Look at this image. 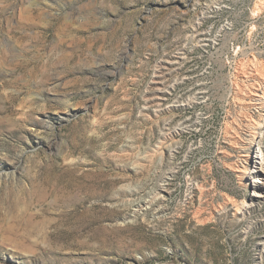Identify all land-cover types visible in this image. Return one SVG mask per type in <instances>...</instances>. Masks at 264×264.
Listing matches in <instances>:
<instances>
[{
    "label": "rangeland",
    "instance_id": "obj_1",
    "mask_svg": "<svg viewBox=\"0 0 264 264\" xmlns=\"http://www.w3.org/2000/svg\"><path fill=\"white\" fill-rule=\"evenodd\" d=\"M245 161L264 0H0V264H264Z\"/></svg>",
    "mask_w": 264,
    "mask_h": 264
},
{
    "label": "bare ground",
    "instance_id": "obj_2",
    "mask_svg": "<svg viewBox=\"0 0 264 264\" xmlns=\"http://www.w3.org/2000/svg\"><path fill=\"white\" fill-rule=\"evenodd\" d=\"M249 156H250L249 154H246V158H248ZM246 163H247V161H245V163H243V165L240 167V169H238L240 175H242L240 177V180L245 181V180H248V178H250V177H251V179L253 180L254 183H257V182H259L261 180H264V178H262L260 176H255L254 172H251L252 169H250L248 167V165H246ZM243 183H245V187H247L248 183L247 182H243ZM246 193H248V191Z\"/></svg>",
    "mask_w": 264,
    "mask_h": 264
}]
</instances>
